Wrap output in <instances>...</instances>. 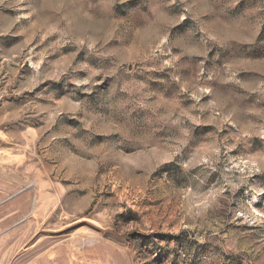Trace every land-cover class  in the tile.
<instances>
[{
    "label": "rangeland",
    "instance_id": "374dc122",
    "mask_svg": "<svg viewBox=\"0 0 264 264\" xmlns=\"http://www.w3.org/2000/svg\"><path fill=\"white\" fill-rule=\"evenodd\" d=\"M0 264H264V0H0Z\"/></svg>",
    "mask_w": 264,
    "mask_h": 264
},
{
    "label": "snow or ice",
    "instance_id": "6c2138e0",
    "mask_svg": "<svg viewBox=\"0 0 264 264\" xmlns=\"http://www.w3.org/2000/svg\"><path fill=\"white\" fill-rule=\"evenodd\" d=\"M177 32H183V28L177 29Z\"/></svg>",
    "mask_w": 264,
    "mask_h": 264
},
{
    "label": "bare ground",
    "instance_id": "6f19581e",
    "mask_svg": "<svg viewBox=\"0 0 264 264\" xmlns=\"http://www.w3.org/2000/svg\"><path fill=\"white\" fill-rule=\"evenodd\" d=\"M37 201V199L35 198V202Z\"/></svg>",
    "mask_w": 264,
    "mask_h": 264
}]
</instances>
